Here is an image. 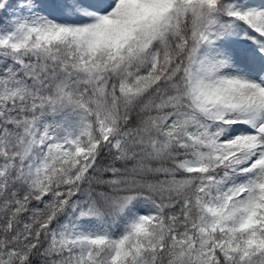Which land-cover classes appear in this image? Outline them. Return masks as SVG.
Masks as SVG:
<instances>
[{"label": "snow or ice", "instance_id": "snow-or-ice-1", "mask_svg": "<svg viewBox=\"0 0 264 264\" xmlns=\"http://www.w3.org/2000/svg\"><path fill=\"white\" fill-rule=\"evenodd\" d=\"M0 264H264V0H0Z\"/></svg>", "mask_w": 264, "mask_h": 264}]
</instances>
